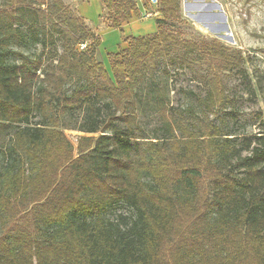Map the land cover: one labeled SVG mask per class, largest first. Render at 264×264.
<instances>
[{"label": "trees", "instance_id": "16d2710c", "mask_svg": "<svg viewBox=\"0 0 264 264\" xmlns=\"http://www.w3.org/2000/svg\"><path fill=\"white\" fill-rule=\"evenodd\" d=\"M100 1L111 29L141 17L137 0ZM158 12L156 33L126 37L109 71L101 36L64 0L0 4V125L11 130L0 146V264H264V136L210 121L231 105L225 75L248 79L245 58L185 38L181 0H158ZM161 64L205 65L206 94L161 109V136L138 137L135 95ZM74 111L70 129L92 135L76 147L61 124Z\"/></svg>", "mask_w": 264, "mask_h": 264}, {"label": "rangeland", "instance_id": "374dc122", "mask_svg": "<svg viewBox=\"0 0 264 264\" xmlns=\"http://www.w3.org/2000/svg\"><path fill=\"white\" fill-rule=\"evenodd\" d=\"M90 1L64 0L92 31L101 36L102 45L97 58L107 69L108 54L125 49L126 37L155 34L156 21L162 18L158 12V0H137L141 17L133 19L123 31H119L110 28L109 13L103 7L97 9L93 22L88 20L83 12L92 6ZM2 2L4 0H0V4ZM135 21H139L138 24ZM150 24L155 26V30L148 27ZM142 25H146V28ZM180 25L185 38L196 42L218 40L225 46L240 50L245 58L248 79H241L238 75H225L224 83L231 105L225 113L211 116L210 121L234 131L240 138L264 136V0H181ZM57 49L59 52L62 50L60 42L57 43ZM54 50L48 44L38 54L45 60L54 54ZM166 68L165 64H161L158 71L153 76L147 75L137 89L135 116L139 127L136 131L138 137L161 136V109L170 114L182 112L187 106H197L196 98L206 94L204 81L198 77V74L204 76L205 65L200 64L195 70L170 67L167 72ZM79 116V112L74 111L61 121L63 128L67 127L64 132L74 147L80 137L92 136L70 129L76 125ZM10 131V128L0 125V146L8 144ZM177 138H181L179 131ZM114 211L115 215L130 214L122 206Z\"/></svg>", "mask_w": 264, "mask_h": 264}, {"label": "crops", "instance_id": "0c3cea01", "mask_svg": "<svg viewBox=\"0 0 264 264\" xmlns=\"http://www.w3.org/2000/svg\"><path fill=\"white\" fill-rule=\"evenodd\" d=\"M90 2L92 3V6H91L90 8H88V9H86V10L83 12V14L86 15V17L88 18V20H89L90 22H93L94 19H95L96 13H97V9H100L101 7H103V5H102V3H101L100 0H91ZM134 20H135V19H134ZM136 20H138V19L136 18ZM138 22H139V21H135V24H138ZM130 23H131V22H130ZM146 25H149V24H146ZM146 25H144V26L142 25V27H143V28H146V27H145ZM126 26H128V25H125L124 28H125ZM135 26H138V25H135ZM148 27H150V29L152 28V29L155 30V26L153 27V26H151V24H150V26H148ZM150 29H147V31L150 30ZM152 29H151V30H152ZM140 32H141V31H140ZM108 61H109V60L107 59V62H108ZM109 68H110V64H109V66H108V70H109Z\"/></svg>", "mask_w": 264, "mask_h": 264}]
</instances>
